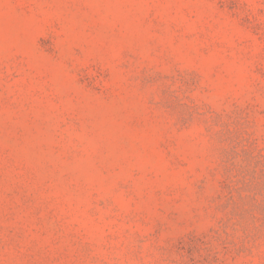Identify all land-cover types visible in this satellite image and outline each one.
<instances>
[{"label":"rangeland","instance_id":"rangeland-1","mask_svg":"<svg viewBox=\"0 0 264 264\" xmlns=\"http://www.w3.org/2000/svg\"><path fill=\"white\" fill-rule=\"evenodd\" d=\"M0 264H264V0H0Z\"/></svg>","mask_w":264,"mask_h":264}]
</instances>
